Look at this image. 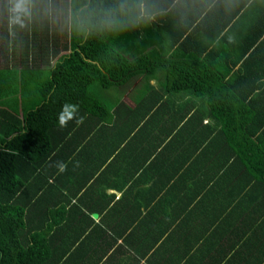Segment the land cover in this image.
I'll list each match as a JSON object with an SVG mask.
<instances>
[{
	"label": "crops",
	"instance_id": "1",
	"mask_svg": "<svg viewBox=\"0 0 264 264\" xmlns=\"http://www.w3.org/2000/svg\"><path fill=\"white\" fill-rule=\"evenodd\" d=\"M150 7L170 71L100 90L104 119L77 129L88 130L79 145L42 159L37 184L51 186L30 191L37 203L25 206L27 227L49 235L33 256L39 264H241L231 256L264 255V245H252L264 185L232 139L245 122L264 131V0ZM172 68L180 74L166 75ZM181 80L189 85L167 87ZM145 222H170L175 235L156 239Z\"/></svg>",
	"mask_w": 264,
	"mask_h": 264
},
{
	"label": "trees",
	"instance_id": "2",
	"mask_svg": "<svg viewBox=\"0 0 264 264\" xmlns=\"http://www.w3.org/2000/svg\"><path fill=\"white\" fill-rule=\"evenodd\" d=\"M36 1H43L44 12L40 19L45 25L44 28L41 25L42 30L45 32L50 27L52 35L57 39L63 37L65 41L63 51L59 52H55V40L53 48L47 44L41 46L43 55L55 52L47 78H40L37 67L27 68L26 64L0 67V264H39L33 256L42 237L49 235L43 230L34 233L27 227L26 217L30 216L25 206L37 203L28 193L32 191V196L34 190L44 192L50 185L37 184L40 177L46 176L40 169L42 159L60 145H79L78 141L88 136V130L77 129L82 130L83 124L89 127L90 121L104 119V114H108L105 102L99 97L100 90L138 83V78L144 84L150 73H155L159 67L170 71L151 35L150 0H51V4L49 0H22L23 11L20 12L16 11L17 0H0V22L5 29L8 22L12 24L13 45L17 44L19 22L28 18L27 9L31 8L28 3H33L35 16ZM49 4L53 13L58 14L56 20H51L47 14ZM34 31L32 29V33ZM174 69L165 74L172 77L180 74ZM170 83L167 87L172 89L189 85L185 80ZM64 104L78 105V111L61 127L58 115ZM228 117L238 118L236 115ZM252 123L245 122V130L236 129L232 139L245 149L253 164L252 172L264 185V148L259 144L264 141V131L258 132L260 126L251 128ZM263 123L264 117L260 124ZM92 132L94 138L96 131ZM26 194L28 197H21ZM258 217L260 234H254L252 245L258 243L261 247L264 245V236L261 237L264 214ZM169 223L145 222L140 228L156 239L164 237L163 240L169 241L175 235L174 226L169 227ZM176 230L178 235L179 224ZM27 233L34 237L33 241L29 242ZM231 257L241 264L254 261L264 264L261 253L251 255L242 250Z\"/></svg>",
	"mask_w": 264,
	"mask_h": 264
},
{
	"label": "rangeland",
	"instance_id": "3",
	"mask_svg": "<svg viewBox=\"0 0 264 264\" xmlns=\"http://www.w3.org/2000/svg\"><path fill=\"white\" fill-rule=\"evenodd\" d=\"M36 1L35 7H36V14L33 16L32 11V4L28 3L31 8L27 9V20H21V24L19 22L18 28H20L16 34L17 44L13 45L12 39L14 37L12 33L13 26L9 22L7 23V29L4 28V23L0 22V67L3 66H16V67H24V64L27 68L37 67V69L40 71V78H47L49 76V65L51 61L55 59V52L63 51L62 44L65 41L63 37H60V39H57L56 35H52V32L50 30V27L47 28V30H42L41 25L43 27L41 15L44 12L42 3ZM50 4L52 3L51 0H49ZM48 5V16L52 19H57L58 14L53 13L51 5ZM23 8V7H22ZM45 25V24H44ZM44 28V27H43ZM3 29V31H1ZM32 29H35V33H32ZM10 31V33H9ZM26 33V35L23 36V34ZM6 34V36H4ZM56 42V48L57 50L54 51H48V55H43L40 51L41 46L49 45L52 48L53 41ZM36 41V43H34ZM28 43V45H26ZM32 44V45H31ZM38 47V49H35L34 45Z\"/></svg>",
	"mask_w": 264,
	"mask_h": 264
},
{
	"label": "clouds",
	"instance_id": "4",
	"mask_svg": "<svg viewBox=\"0 0 264 264\" xmlns=\"http://www.w3.org/2000/svg\"><path fill=\"white\" fill-rule=\"evenodd\" d=\"M22 0H17L16 11H23L21 6ZM78 111V105L64 104L61 108V112L58 115V122L61 127L67 125V120L74 117V113ZM82 120V118H80Z\"/></svg>",
	"mask_w": 264,
	"mask_h": 264
}]
</instances>
